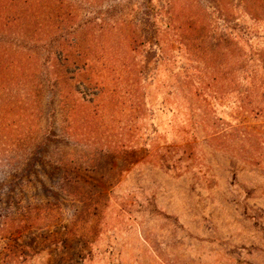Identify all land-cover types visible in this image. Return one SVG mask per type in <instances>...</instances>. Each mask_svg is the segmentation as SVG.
I'll use <instances>...</instances> for the list:
<instances>
[{
  "label": "rangeland",
  "instance_id": "374dc122",
  "mask_svg": "<svg viewBox=\"0 0 264 264\" xmlns=\"http://www.w3.org/2000/svg\"><path fill=\"white\" fill-rule=\"evenodd\" d=\"M16 1L42 15L0 20V264H264V0Z\"/></svg>",
  "mask_w": 264,
  "mask_h": 264
},
{
  "label": "trees",
  "instance_id": "16d2710c",
  "mask_svg": "<svg viewBox=\"0 0 264 264\" xmlns=\"http://www.w3.org/2000/svg\"><path fill=\"white\" fill-rule=\"evenodd\" d=\"M22 3H23V7L25 6V9L26 10H29L31 11L30 9L32 8V5L34 3H36L39 7V10H41L42 8H45V7H48L46 5V2L44 0H21ZM12 4H7V2H3V0H0V20L1 19H5L6 22L5 25H9V23L11 22H16L18 20H20V18H24V17H29V19H38V16H41L42 13L39 14V11L36 10L34 11L33 14L30 13V15H21V16H15L14 18H12L11 16L8 15V7H12L13 8V14L14 11L16 10L15 8L17 7L18 8V2L16 0H11ZM147 2V7H152V3H151V0H146ZM62 4V2H60V5ZM219 4V3H218ZM8 5V7H7ZM171 5V4H170ZM20 8V7H19ZM170 11V9H169ZM6 14V15H4ZM54 17H58L60 19L61 15H55ZM52 20V19H51ZM176 21V23H179L177 26L172 27L171 29L175 31V35L177 36H181L184 32H190L189 30L191 31H194L195 29L191 28L190 26H193L194 27V24L192 23V25L188 26L187 29H184V24L180 22V19L178 18V16H171L170 18V23L169 25L171 24V21ZM48 21H50V19L48 18ZM62 21L63 20H58V22H56L58 25L62 24ZM53 22V21H52ZM203 23V21H201ZM56 23H50L51 26H54ZM196 27H200V25H198V23L200 24V19H197L196 20ZM183 24V25H182ZM190 24V23H189ZM185 25H188V23H185ZM204 28H205V25H204ZM198 29V28H197ZM203 29V28H202ZM206 29V28H205ZM179 33V34H177ZM185 38H183L184 40ZM182 40V39H181ZM222 43L226 42V40H222L221 41ZM181 43H184V41H181ZM73 46H76V42H72L71 43ZM205 41L202 39L201 41H199L198 43H195V45H191L192 49L191 51H189V48H190V43H185L184 44V47H185V50H187V56L190 58V59H196L197 56L199 58L200 61L203 62L204 65L206 66H209L211 64H213V62L215 61V57L214 55H216L218 53V50L220 49L221 46L220 45V42H217V44H215V48L214 49H209V47H206L205 45ZM216 50V51H215ZM49 51V50H48ZM196 51L198 53V55H196ZM64 52H61L59 55H58V58L61 60V61H65V58L63 56ZM222 56H224V58L222 59V61L216 65L218 66V68L220 69V73L218 75V73H212V75L214 74L215 75V78H213V80L217 83H223V81H228L230 82V76H232V71L230 70V65L231 63H233V60L235 59V56L232 54V53H228V56H226V53L225 52H222L221 54ZM236 58H238V63L244 65L246 60H244L243 58H241V55H237ZM232 66V65H231ZM228 70V71H227Z\"/></svg>",
  "mask_w": 264,
  "mask_h": 264
}]
</instances>
